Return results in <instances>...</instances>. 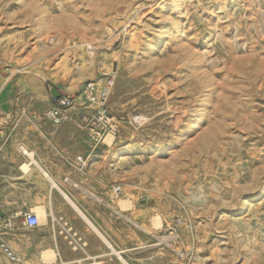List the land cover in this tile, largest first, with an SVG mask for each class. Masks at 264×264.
<instances>
[{
  "label": "rangeland",
  "instance_id": "rangeland-1",
  "mask_svg": "<svg viewBox=\"0 0 264 264\" xmlns=\"http://www.w3.org/2000/svg\"><path fill=\"white\" fill-rule=\"evenodd\" d=\"M112 74L118 133L89 154L121 190L109 204L119 235L75 209L129 264H264V0H0V108L47 112ZM22 170L32 190V166ZM75 184L59 186L71 198ZM38 208L33 229L0 209V264H36L17 243L46 239L74 264H124L107 246L85 261L75 226Z\"/></svg>",
  "mask_w": 264,
  "mask_h": 264
},
{
  "label": "crops",
  "instance_id": "crops-1",
  "mask_svg": "<svg viewBox=\"0 0 264 264\" xmlns=\"http://www.w3.org/2000/svg\"><path fill=\"white\" fill-rule=\"evenodd\" d=\"M20 109L22 110L0 108V114H6L0 115V209H16L22 213L41 206L55 209L57 216L74 225L87 242L85 261L90 257L100 256L107 245L92 230L85 218L100 232H106L113 241L119 235L121 225L119 215L109 206H114L115 200L111 196L113 188L104 181L103 156L89 154V147L93 149V146L83 118L91 115L92 111L82 104L79 107L74 106L64 112L63 124L55 127L43 120L46 108L29 106ZM20 112L24 115L12 121L14 117L9 114ZM21 147L33 154V163L25 153L20 152ZM79 157L87 160L92 158V164L81 169ZM28 165L32 166L33 171L32 190L26 188L27 173L22 170ZM49 178L60 186L68 178L76 183L66 191L85 218L66 202L59 191H56V195L53 193ZM17 245L22 246L16 252L21 259L28 257L36 264H43L41 253L45 248L51 247L59 254L56 264H74V255L68 248L50 244L47 239L39 242L22 241ZM8 263L5 261L1 264Z\"/></svg>",
  "mask_w": 264,
  "mask_h": 264
},
{
  "label": "built area",
  "instance_id": "built-area-1",
  "mask_svg": "<svg viewBox=\"0 0 264 264\" xmlns=\"http://www.w3.org/2000/svg\"><path fill=\"white\" fill-rule=\"evenodd\" d=\"M87 51L94 54L91 47ZM115 74L108 76L104 82L96 81L87 82L81 91L74 94H61L54 98L53 106L46 112V119L55 127H60L64 122V112L76 106L78 102L92 111V114L83 118L85 127L89 133L90 142L93 146V152L99 147H109L106 143L108 138H116L119 124L111 116L108 108L109 99L115 86ZM78 161L81 169H86L89 160L79 157ZM114 192L119 195L121 190L119 186L113 188ZM23 224L29 229L40 227L39 216L27 210L22 213ZM178 225L181 222L177 223Z\"/></svg>",
  "mask_w": 264,
  "mask_h": 264
},
{
  "label": "bare ground",
  "instance_id": "bare-ground-1",
  "mask_svg": "<svg viewBox=\"0 0 264 264\" xmlns=\"http://www.w3.org/2000/svg\"><path fill=\"white\" fill-rule=\"evenodd\" d=\"M213 95V93H212ZM47 175V174H46ZM51 180V184L53 185L54 189H57L59 192H61L64 196V198L68 201L69 204H71V206H73L74 208H76L78 211L79 208L76 206V204L72 201L71 198H69L68 196H66V194L62 191V189L60 188L59 184H57L56 182H54L51 178H49ZM39 210V218L44 219L46 217V212L44 211L43 208H38ZM88 220V219H87ZM42 221V220H41ZM88 222V221H87ZM89 223V222H88ZM90 224V223H89ZM91 225V224H90ZM92 226V225H91ZM95 229V228H94ZM97 230V229H95ZM106 245L107 247L110 249L111 253L110 254H114L118 257V259L122 262H124V264H129L125 258L122 256V252H119L110 242L106 241ZM57 258V253H55L53 250L51 249H46L43 250L41 253V260L43 263L45 264H51L52 262L55 261V259ZM93 259V257H90V259ZM57 262V261H56ZM92 264H101L98 262H94Z\"/></svg>",
  "mask_w": 264,
  "mask_h": 264
}]
</instances>
